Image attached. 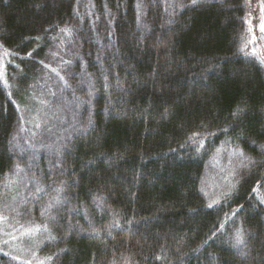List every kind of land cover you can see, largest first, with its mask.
I'll list each match as a JSON object with an SVG mask.
<instances>
[{
	"label": "trees",
	"instance_id": "trees-1",
	"mask_svg": "<svg viewBox=\"0 0 264 264\" xmlns=\"http://www.w3.org/2000/svg\"><path fill=\"white\" fill-rule=\"evenodd\" d=\"M246 17L245 0H0V55L22 72L13 91L0 80V188L24 176L51 233L35 262L0 251V264H264V62ZM62 29L71 123L31 159L15 141L22 81ZM223 145L244 159L210 208Z\"/></svg>",
	"mask_w": 264,
	"mask_h": 264
},
{
	"label": "rangeland",
	"instance_id": "rangeland-1",
	"mask_svg": "<svg viewBox=\"0 0 264 264\" xmlns=\"http://www.w3.org/2000/svg\"><path fill=\"white\" fill-rule=\"evenodd\" d=\"M167 1L169 7H176L183 0ZM245 3L248 28L245 47L264 62V32L261 31L264 25V0H245ZM68 30L47 47L44 65L36 74L29 76L26 83L22 81L24 89L19 102L22 119L15 141L31 159L55 153L58 141L64 137L66 127L71 123V106L65 94L67 75L73 60L67 48L71 34V30ZM17 71L20 74H16ZM0 72L3 73L0 77L2 83L13 91L22 72L20 65L7 51L0 55ZM243 159L241 151L232 145H223L214 154L203 181L204 194L210 204H218L231 193L237 168ZM31 191L27 179L20 173L12 175L1 186L0 251L32 263L36 261L39 247L51 237V233L44 221L38 219L34 222L28 214L24 199ZM260 195L264 200V186Z\"/></svg>",
	"mask_w": 264,
	"mask_h": 264
},
{
	"label": "snow or ice",
	"instance_id": "snow-or-ice-1",
	"mask_svg": "<svg viewBox=\"0 0 264 264\" xmlns=\"http://www.w3.org/2000/svg\"><path fill=\"white\" fill-rule=\"evenodd\" d=\"M197 2V0H192V3L193 4H195ZM62 31H69L68 29H62ZM261 31L262 32H264V25H262V27H261ZM29 55H31V53H29ZM41 63H43V62H41ZM47 67V66H46ZM52 71L53 72H55L56 71V69H52ZM58 74V73H57ZM3 76V73L2 72H0V77H2ZM61 79H63V77H60ZM105 79H107V77H105ZM5 83H6V81H5ZM18 107V106H17ZM21 119H22V117H21ZM36 127L37 128H39L40 127V125L39 124H37L36 125ZM194 135H198V134H194ZM193 143H195V141H193ZM198 147H203V143L201 142L199 145H198ZM37 191H40V189H37ZM213 203H216V202H213ZM210 208L213 206V204H209L208 205ZM43 214V213H42ZM116 226H118V225H116ZM221 228H223V225H221ZM95 231V230H94ZM213 235H215V233H213ZM5 243H7V241H5ZM243 243V240H242V238L239 236V234L237 235V238H236V244L237 245H239V244H242ZM5 255H7V253H5ZM12 259H19L18 257H12ZM41 264H42V262H41Z\"/></svg>",
	"mask_w": 264,
	"mask_h": 264
}]
</instances>
